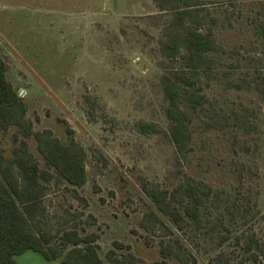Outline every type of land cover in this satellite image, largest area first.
Returning <instances> with one entry per match:
<instances>
[{
	"label": "rangeland",
	"instance_id": "obj_1",
	"mask_svg": "<svg viewBox=\"0 0 264 264\" xmlns=\"http://www.w3.org/2000/svg\"><path fill=\"white\" fill-rule=\"evenodd\" d=\"M201 3L218 19L216 69L206 80L208 110L195 119L193 152L180 161L167 134L154 0H0V51L34 130H51L62 141L71 130L88 154L80 198L66 184L49 185V227L80 215L76 221L100 237L104 264L115 243L140 264H254L248 238L264 248V0ZM141 123L162 133L143 135ZM16 132L0 133L7 158L23 140L15 141ZM28 143L44 166L36 141ZM184 173L214 194L202 213L204 228L176 232L185 252L164 260L160 242L174 238L145 228L154 206L141 183L174 189ZM219 219L223 225L214 229ZM15 260L59 264L34 252Z\"/></svg>",
	"mask_w": 264,
	"mask_h": 264
},
{
	"label": "trees",
	"instance_id": "obj_2",
	"mask_svg": "<svg viewBox=\"0 0 264 264\" xmlns=\"http://www.w3.org/2000/svg\"><path fill=\"white\" fill-rule=\"evenodd\" d=\"M154 2L159 14L151 19L161 33L159 67L163 71L161 86L167 103V134L178 159L187 160L193 152L195 119L210 104L206 93L210 84L206 80L216 69L218 19L202 8L201 0ZM259 26L264 36V21ZM7 74L8 65L0 51V133L15 128V141L23 137L12 157H5L0 150V264H18L15 258L26 252L41 254L59 264H104L98 244L100 237L88 233L84 223L76 221L80 215L67 219L53 231L44 205L53 181L56 185H68L73 196L80 198L79 189L88 182L86 149L71 130L67 131L66 141L51 130L35 131L23 98ZM209 125L217 122L213 120ZM139 131L143 135L162 133L155 124L148 123H141ZM31 139L36 141L44 166L29 151ZM141 187L154 206L144 218L145 228L151 233L163 230V238H174L160 242L161 254L164 260L179 259L185 246L176 232H184L189 226L198 231L204 228L202 213L214 189L185 173L174 189L161 188L149 181H142ZM220 225L221 219L214 229ZM114 246L106 254L107 264H140L129 247L120 243ZM246 251L252 253L249 261L260 264L264 248L254 235L248 238Z\"/></svg>",
	"mask_w": 264,
	"mask_h": 264
}]
</instances>
